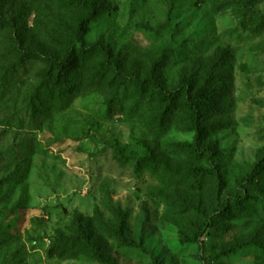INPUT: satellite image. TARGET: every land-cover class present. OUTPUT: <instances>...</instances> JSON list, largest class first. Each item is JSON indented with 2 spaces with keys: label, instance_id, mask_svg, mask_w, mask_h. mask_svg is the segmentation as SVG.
Returning <instances> with one entry per match:
<instances>
[{
  "label": "rangeland",
  "instance_id": "rangeland-1",
  "mask_svg": "<svg viewBox=\"0 0 264 264\" xmlns=\"http://www.w3.org/2000/svg\"><path fill=\"white\" fill-rule=\"evenodd\" d=\"M95 2L83 43L100 47L78 67V92L33 110L43 58ZM263 14L264 0H11L0 73L10 46L11 64L16 50L34 58L0 95V264H264V197L251 185L236 202V180L264 152ZM146 78L183 92L176 112L134 88ZM201 85L210 159L190 146L185 108ZM61 236L78 244L53 254Z\"/></svg>",
  "mask_w": 264,
  "mask_h": 264
},
{
  "label": "trees",
  "instance_id": "trees-1",
  "mask_svg": "<svg viewBox=\"0 0 264 264\" xmlns=\"http://www.w3.org/2000/svg\"><path fill=\"white\" fill-rule=\"evenodd\" d=\"M251 1L252 0H247V3H250ZM101 9L102 8L98 2L93 3V5L88 8V11L78 20L73 37L69 44L63 48L61 54L52 53L43 58L44 67L41 71L40 83L30 101V107L33 110L36 105L42 106L45 101L50 102L53 99L62 107L68 102L69 97L78 92L77 88L81 84L79 78L81 70L79 71L80 68L78 67H84L87 64L89 57L94 56L97 50L99 51L100 47L99 42L94 43L92 47H85L83 43V34L86 32L93 17L97 16ZM262 17L264 19V14ZM14 28L17 27L16 21L11 17V0H0V32L3 31L8 33L9 42H11V30H14ZM16 32L17 31L14 33L17 34ZM77 43L79 45H77ZM8 51L10 53V59L9 57H5V59L10 60V63L4 71L0 73V95L8 93L11 88V78L15 76L18 68L23 66L28 60L34 58V55H32L29 49H23L22 51L16 50V59L14 63L11 64V46ZM104 56L106 57L105 52ZM118 73H120V71ZM117 87H119L117 95L121 96L122 94L127 93L129 85L122 82ZM134 88L139 90L142 95H145L151 88L152 91L150 93L154 91V94L157 95L159 101L167 103L166 112L169 114L177 111L179 101L184 95L182 91H175L173 93L166 91L164 85L160 81H150L148 78L143 81L135 82ZM73 90H75V92H73ZM208 94V88L201 85L192 96H189L185 100V108L188 111V120L191 129L194 132V141L190 146L195 152L197 159H210L209 156L213 153L211 147L206 143L207 133L204 124V112L209 108ZM153 160L154 156L149 154L141 159H136L135 166L136 168L141 169L143 165ZM260 175H264V152L251 166L245 177L236 180L240 190V195L237 197L236 202L243 203L251 196L248 189L251 185L254 186L259 195L264 197V185L260 184L258 181L254 182V179ZM230 208L231 203L230 200H228L225 203H222L219 207H216L214 212H225ZM55 239L51 250L53 254L59 255L65 253L69 246H76L79 241L70 240L62 236ZM82 241L84 246L87 247L88 254L91 257L101 261L106 260L103 254L96 250L94 245L91 244L90 238L84 237Z\"/></svg>",
  "mask_w": 264,
  "mask_h": 264
}]
</instances>
